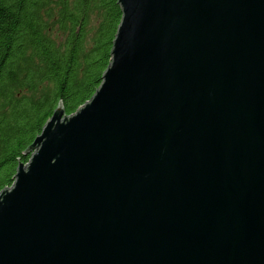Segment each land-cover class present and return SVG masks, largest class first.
Instances as JSON below:
<instances>
[{"label":"water","instance_id":"1","mask_svg":"<svg viewBox=\"0 0 264 264\" xmlns=\"http://www.w3.org/2000/svg\"><path fill=\"white\" fill-rule=\"evenodd\" d=\"M112 62L0 192V264H264V0H119Z\"/></svg>","mask_w":264,"mask_h":264},{"label":"trees","instance_id":"2","mask_svg":"<svg viewBox=\"0 0 264 264\" xmlns=\"http://www.w3.org/2000/svg\"><path fill=\"white\" fill-rule=\"evenodd\" d=\"M122 18L119 0H0V192L56 108L98 91Z\"/></svg>","mask_w":264,"mask_h":264}]
</instances>
